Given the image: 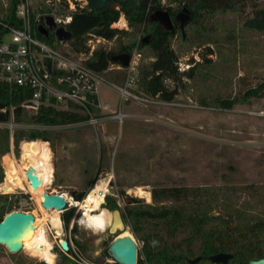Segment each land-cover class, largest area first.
Wrapping results in <instances>:
<instances>
[{
	"label": "rangeland",
	"instance_id": "obj_1",
	"mask_svg": "<svg viewBox=\"0 0 264 264\" xmlns=\"http://www.w3.org/2000/svg\"><path fill=\"white\" fill-rule=\"evenodd\" d=\"M25 1L34 15L64 18L71 11L67 1L65 4L63 0ZM71 1L75 9L85 3L84 0ZM160 4H170L174 8L182 7L184 2L160 0ZM208 4L216 7L212 16L200 24L187 23L182 37L176 28L171 45L178 55L177 62H182L184 67L189 64L194 74L192 78L181 77L177 94L171 100H162L142 90L138 83L139 67L148 63L152 55L134 47L131 52L137 50L142 54L137 69L130 71L126 66L106 69L101 73L99 84V100L109 103L110 108L95 112L119 111L124 113L122 121L105 118L93 124H32L19 128L45 129L51 133V139L46 141L52 151L53 179L46 192H65L74 198V193H87L96 183H106L107 192L101 206L112 211L104 203L115 201L129 230L123 216L125 208L136 204H159L151 197V191L160 187H207L212 193L246 209L254 219L264 215V95L249 102L234 103L231 108L201 103V100L210 103L214 95H240L262 79L264 32L246 29L243 23L256 9L264 7V0H247L244 5L239 2L233 7H228L229 0H208ZM222 5L227 7L222 8ZM7 7L8 0H0V15H5ZM120 17L125 19L123 26L117 24ZM111 27L134 33L122 12ZM49 31V37L38 38L60 49L71 48L67 39L57 42L54 32ZM141 33L142 30L136 37L139 38ZM127 38L118 32L99 48L117 49ZM111 65L121 66L119 63L108 66ZM165 84L173 88L176 81L165 79ZM120 87H126L137 97L123 99ZM58 107L64 109L62 104ZM5 122L0 121V129L5 128L2 125ZM22 141L15 144L12 136L8 147L0 149L1 188L4 186L0 194L7 195V200L0 201V205H11L10 211L19 209L41 215L42 209L35 196L26 189L10 190L5 184L11 179L12 171L19 175L23 173V156L32 151L23 147L21 154ZM1 151L10 157H5ZM249 185L254 188H248ZM75 208L69 224L71 228L76 225V229L73 233L70 229V235L73 241L76 239L85 245V249L74 243L90 260L114 264L112 257L105 255L114 233L108 230L95 233L80 225L76 217L81 209ZM217 211L218 208L214 209L215 213ZM69 224L65 228L62 221L60 234L49 228L56 254L53 264H77L57 247V243L66 238ZM135 239L139 247L141 242ZM40 262L47 264L24 249L12 252L0 244V264Z\"/></svg>",
	"mask_w": 264,
	"mask_h": 264
},
{
	"label": "trees",
	"instance_id": "obj_2",
	"mask_svg": "<svg viewBox=\"0 0 264 264\" xmlns=\"http://www.w3.org/2000/svg\"><path fill=\"white\" fill-rule=\"evenodd\" d=\"M64 3L66 0H63ZM119 8L89 10L79 6L72 12L71 20L63 26L69 33L66 38L71 49L75 52L86 50L88 33L111 38L116 33L127 35V40L121 42L117 49L105 50L98 48L86 64L92 69L104 72L112 60V56L121 52L131 53L134 47L147 50L152 59L139 67L138 83L142 90L151 96H158L169 101L176 94L181 77H193V67L189 66L183 71L177 67L178 55L172 48L177 22L172 19V26H165L162 21L152 19L150 15L161 6L160 0H117ZM184 2L188 9L190 20L188 23L200 24L206 17L212 16L216 7L208 4V0H172ZM247 0H229L228 7H233ZM19 0H8V7L4 15L5 20L18 23L15 17V7ZM66 4V3H65ZM226 8V5H222ZM178 7L177 9H179ZM177 9L169 13L173 16ZM126 17L134 33L118 30L111 24L118 20L120 13ZM33 17V16H32ZM246 29L264 32V7L256 9L251 17L244 20ZM42 26L44 23L42 22ZM45 27V26H44ZM47 35L37 32V36L47 38ZM142 30L139 38L137 33ZM180 37H182V31ZM4 29L0 27V36ZM54 32V31H53ZM55 34V32H54ZM133 34V35H132ZM149 35L147 42L143 41ZM56 36V34H55ZM57 37V36H56ZM60 39L57 37V42ZM204 56V55H203ZM165 79L176 81V86L169 88ZM183 85V83H182ZM264 95V74L260 82L248 87L240 95L220 96L214 95L210 103L201 100L203 104H210L221 108H231L237 102H249L252 98ZM27 96V91L22 88L10 87L0 81V121H8L10 117L16 122H26L42 126H52L72 123L82 120L85 115L70 109H60L52 105H42L36 114H27L21 107V101ZM209 101V100H208ZM10 107L11 111H10ZM2 109H5L4 111ZM51 133L45 129H16L13 132V142L21 143V148L27 147L34 150L42 140H50ZM10 143L7 129H0V149L7 148ZM5 157H10L7 152L1 151ZM2 171L0 170V182ZM254 188L253 185L247 186ZM4 186L2 185V189ZM86 192L74 193L75 200H81ZM151 197L159 204H136L126 207L123 216L131 232L141 242L137 252V264H249V261L264 257V215L253 218L247 210L240 205L231 203L228 198H222L212 193L207 187L170 186L154 188ZM7 195L0 194V201H6ZM168 202H165V201ZM110 209H118L115 201L105 202ZM218 208L217 213L214 209ZM11 210V205H0V220ZM75 206H66L61 219L67 228L75 213ZM73 225L71 232H75ZM78 246L85 249V245L76 239ZM218 252L230 253L232 256L225 262H212L210 256ZM105 255L110 256L107 249ZM196 257L199 260L192 262ZM114 264H120L113 261ZM39 264H44L40 262Z\"/></svg>",
	"mask_w": 264,
	"mask_h": 264
},
{
	"label": "built area",
	"instance_id": "obj_3",
	"mask_svg": "<svg viewBox=\"0 0 264 264\" xmlns=\"http://www.w3.org/2000/svg\"><path fill=\"white\" fill-rule=\"evenodd\" d=\"M46 1L49 2L50 0ZM66 1L71 11L64 18L53 17L57 25L68 23L71 20L72 12L75 10L72 1ZM46 15H34L25 0H19L15 7V17L18 23L5 20V17L0 15V27L4 29L0 36V81H4L10 87L14 86L27 91V96L21 101L20 105L30 115L36 114L42 105H52L59 108L58 105L62 104L64 109L74 108L85 115L82 120L70 124L80 122L93 124L105 118L122 121L124 117L122 112H95V110L104 111L109 109L110 104L107 102L101 103L98 97L99 84L102 82L101 72L86 64L87 60L92 57L93 52L104 41L109 40L104 36L88 33L85 42L86 50L75 52L71 48L60 49L56 45L46 43L37 36L42 22L45 27H48L45 22ZM129 55L130 58L126 68L135 71L142 54L135 50ZM188 65L185 64L184 67L182 62H177L180 71L188 68ZM113 68L124 67L111 65L107 67V70ZM119 92L123 99L137 97L126 87H120ZM2 125L8 129L12 141L14 130L21 128L23 125L32 124L16 122L10 117ZM25 180L27 184H30L27 177ZM0 191L3 192L1 182ZM70 229L71 223L65 238L68 241V248L65 250L57 243L58 250L69 256L77 264H99L82 254L71 238Z\"/></svg>",
	"mask_w": 264,
	"mask_h": 264
},
{
	"label": "bare ground",
	"instance_id": "obj_4",
	"mask_svg": "<svg viewBox=\"0 0 264 264\" xmlns=\"http://www.w3.org/2000/svg\"><path fill=\"white\" fill-rule=\"evenodd\" d=\"M117 24L123 26L125 24L124 17H120ZM23 149L24 148L21 150V154ZM23 159L25 160L23 163L24 165L22 166L23 173L20 172L19 175L16 171H12L9 174L11 179L5 182L6 187L10 190L16 188L26 189V191L30 192L38 199L39 202H37V205L42 209V214L38 215L35 212H31L34 215L32 226L18 239L13 250L24 249L29 255L40 258L46 261L47 264H53L56 254L53 251L54 244L49 228L56 229L57 233L60 234L62 219L60 217L61 210L57 208L44 209L41 205L42 195L46 192V188L49 187L48 185L53 179L51 163L52 151L48 142L42 140L34 150L26 152ZM30 167L33 168L34 173L41 180V183L36 188L32 187L31 184H27L25 180V170ZM106 192V183L98 182L81 200H75L65 192L62 193L66 199L70 201L69 205H75L81 209L80 214L76 217L77 223L92 229L95 233H98L107 230L110 225L115 227L117 224L116 220L113 222L111 212L101 206ZM146 197V199L149 200L148 192H146ZM124 235L132 236L129 228L124 229L118 234V236Z\"/></svg>",
	"mask_w": 264,
	"mask_h": 264
},
{
	"label": "water",
	"instance_id": "obj_5",
	"mask_svg": "<svg viewBox=\"0 0 264 264\" xmlns=\"http://www.w3.org/2000/svg\"><path fill=\"white\" fill-rule=\"evenodd\" d=\"M84 6L89 9H102L107 8L111 11L119 8L117 0H85ZM150 17L162 21L166 26H170L171 20L168 12L163 9L155 10ZM175 20L179 21L180 29L183 33L184 26L189 22L190 16L188 9L183 6L181 11L175 15ZM45 22L48 29L54 31L56 36L62 40L69 36V33L63 26L57 25L52 15L45 16ZM40 32L47 35V29L43 26L40 27ZM130 55L127 52H121L112 56V60L118 61L121 66H127ZM26 177L30 181L32 187L36 188L41 180L36 176L32 167L25 170ZM70 201L62 193H48L44 192L42 195L41 205L44 209L57 208L63 211ZM111 212L113 222H117L116 226L110 225L108 231L113 234V239L107 247L108 253L111 255L113 261L120 264H137L138 245L135 237L133 236H118V234L126 229V225L118 211L113 209ZM34 215L31 212H23L19 209L9 211L0 220V244H3L9 251L15 252L19 249L13 250L18 239L24 235L32 226ZM63 249L68 248V241L63 239L59 242ZM232 255L230 253L218 252L210 256L212 262L225 263ZM199 260L196 257L192 262ZM249 264H264V257L251 260Z\"/></svg>",
	"mask_w": 264,
	"mask_h": 264
},
{
	"label": "flooded vegetation",
	"instance_id": "obj_6",
	"mask_svg": "<svg viewBox=\"0 0 264 264\" xmlns=\"http://www.w3.org/2000/svg\"><path fill=\"white\" fill-rule=\"evenodd\" d=\"M183 6H185V5H183ZM183 6H182V7H183ZM182 7H180L179 9H177L178 7H174V8H173V7L169 4V5H167V6H165V5H161V6H160L159 8H157V9H163V10H166V11L168 12V15H169L170 20H171V24H170V26H167V27H171V26H172V19H173L174 21H176V20H175V15H176L178 12L181 11ZM168 8L171 9V11L174 10V9H177V12H176L173 16H171L170 13H169ZM176 22H177V25H178V26H177L178 29L181 30V29H180V26H179V21H176ZM162 23H163V22H162ZM163 24H164V23H163ZM164 25H165V24H164ZM165 26H166V25H165ZM149 37H150L149 35L145 36V37L143 38V41H144V42H147V41L149 40ZM129 54H130V53H129Z\"/></svg>",
	"mask_w": 264,
	"mask_h": 264
},
{
	"label": "crops",
	"instance_id": "obj_7",
	"mask_svg": "<svg viewBox=\"0 0 264 264\" xmlns=\"http://www.w3.org/2000/svg\"><path fill=\"white\" fill-rule=\"evenodd\" d=\"M57 193H60V192H57ZM62 193V192H61ZM63 194V193H62ZM74 199V198H73Z\"/></svg>",
	"mask_w": 264,
	"mask_h": 264
}]
</instances>
